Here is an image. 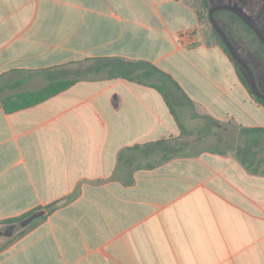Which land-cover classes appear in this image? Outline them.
Listing matches in <instances>:
<instances>
[{
	"label": "crops",
	"instance_id": "1",
	"mask_svg": "<svg viewBox=\"0 0 264 264\" xmlns=\"http://www.w3.org/2000/svg\"><path fill=\"white\" fill-rule=\"evenodd\" d=\"M199 23L184 0H0V88L24 77L7 88L39 89V71L86 58L144 60L192 101L189 119L210 116L236 141L264 127V106ZM182 138L163 95L124 78L0 105V264H264V174L227 150L141 151Z\"/></svg>",
	"mask_w": 264,
	"mask_h": 264
},
{
	"label": "trees",
	"instance_id": "2",
	"mask_svg": "<svg viewBox=\"0 0 264 264\" xmlns=\"http://www.w3.org/2000/svg\"><path fill=\"white\" fill-rule=\"evenodd\" d=\"M221 3H228L239 8L235 3L221 1L212 5L210 0H199L198 5L195 7L199 19L201 20L203 17L208 23H210L208 17L209 10L213 6ZM214 15L238 53L254 72L257 85L264 93L260 79V75L264 74V44L260 41L257 34L234 13L228 10H220ZM250 19L260 29L262 35L264 36L263 30L252 18ZM211 30V36L215 38L214 42L218 43L232 63L235 64L234 66L237 75L239 76L242 84H244L254 100L264 106V101L253 95L250 89L248 77L243 70V67H241L240 64L232 58L224 42L212 26ZM39 72L42 74L45 81L43 86L39 89L20 91L2 96L0 98V105L6 112H13L38 104L62 90L67 89L78 80L124 78L129 81L156 88V90L163 95L167 105L177 120L181 131V137L189 133L184 124L177 117L175 109L186 104L193 107L192 101L187 97L178 83H176L174 79L166 73V71H162L148 61L127 60L119 57H93L58 67L43 69ZM23 80L24 77L7 87H13L20 84ZM202 118L206 120V124L203 126L204 131L212 130L215 133L221 134L223 125L219 121L210 116H203ZM217 137L218 139L216 142H224L226 148L221 149L212 147L209 148V150L219 153H225L226 150L231 151L238 162L241 163L249 172L264 174V154H262L264 127H239L236 134V141H223L221 135ZM179 141L181 140H178L177 143L176 141L166 140L151 142L142 147L141 151L142 153H150L153 150L160 151V162H163L170 158L182 155V143ZM133 148L138 149V146ZM36 210H39V208L20 215L19 217L8 218L3 222H19ZM26 229L27 228L22 229L18 235L23 234Z\"/></svg>",
	"mask_w": 264,
	"mask_h": 264
},
{
	"label": "rangeland",
	"instance_id": "3",
	"mask_svg": "<svg viewBox=\"0 0 264 264\" xmlns=\"http://www.w3.org/2000/svg\"><path fill=\"white\" fill-rule=\"evenodd\" d=\"M189 5H192L196 7L198 5L199 0H184ZM225 1L230 3H235L247 16L252 18L256 24L263 30L264 32V0H210V3L216 4L218 2ZM205 15V12H204ZM200 30H201V37L203 42L209 43L213 42L215 38H213L212 30L210 23L206 21L205 18H201L200 23ZM261 79V86L264 90V74L260 75ZM15 91H19V89H9L7 87L0 88V98L2 96H6L8 94L14 93ZM185 107V108H180ZM184 110V114L181 112V110ZM176 112L182 114L183 116H180L182 119V122L187 130H189L190 134H185L182 137V140L179 141L182 143V155L187 154H194L198 153L203 150H208L212 147H217L221 149H225L226 146L223 143L216 142L218 137L221 134L215 133L212 130L210 131H204L203 126L206 124V120L203 118H194L189 119L190 114V106L188 104L181 105L178 108L175 109ZM234 140V135H231V137ZM177 143V141H176ZM262 154H264V143L262 146ZM140 163H144V161H141Z\"/></svg>",
	"mask_w": 264,
	"mask_h": 264
},
{
	"label": "water",
	"instance_id": "4",
	"mask_svg": "<svg viewBox=\"0 0 264 264\" xmlns=\"http://www.w3.org/2000/svg\"><path fill=\"white\" fill-rule=\"evenodd\" d=\"M220 10H228L234 13L235 15H237L242 21H244V23H246L257 34L258 38L263 44H264V36L262 35L260 29L255 25V23H253V21H251V19L243 11H241L239 8H237L234 5H231L228 3H221V4L213 6L209 10L208 17H209V22L211 26L214 28V30L218 33V35L224 42L232 58L238 64H240L241 67H243V70L245 71L248 77L250 89L253 95L264 101V93L259 89L257 85L254 72L252 71L250 66L247 64V62L242 58V56L238 53L233 43L229 39L228 35L225 33V31L222 29V27L219 25L218 21L215 18L214 14L217 13V11L219 12ZM36 217H38V215L36 214L31 216L28 219V222H31Z\"/></svg>",
	"mask_w": 264,
	"mask_h": 264
},
{
	"label": "built area",
	"instance_id": "5",
	"mask_svg": "<svg viewBox=\"0 0 264 264\" xmlns=\"http://www.w3.org/2000/svg\"><path fill=\"white\" fill-rule=\"evenodd\" d=\"M192 37H190V34L188 32H183L179 35V40L182 42L189 43L191 42Z\"/></svg>",
	"mask_w": 264,
	"mask_h": 264
}]
</instances>
